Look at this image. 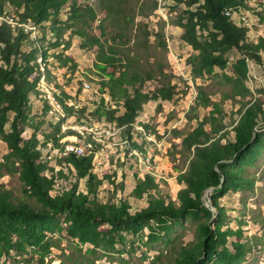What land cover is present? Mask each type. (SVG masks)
<instances>
[{"label":"trees","instance_id":"16d2710c","mask_svg":"<svg viewBox=\"0 0 264 264\" xmlns=\"http://www.w3.org/2000/svg\"><path fill=\"white\" fill-rule=\"evenodd\" d=\"M99 1L108 17L124 10L122 0ZM174 1L177 5L174 10L179 6L184 9L177 24L182 28L180 40L194 50L188 59L194 78L212 74L216 67L227 68L229 53L237 51L239 56L232 66L238 75L237 87H233L230 96L246 97L249 61L264 67V36L250 37V28L236 21V16L246 11L248 0ZM90 4L91 0H0V138L8 150L0 161V264H50L47 261L51 252V243L46 241L48 231L64 230L82 243L113 246L125 242L124 232L135 236L146 226L154 229L153 224H158L167 228L164 225L168 221L184 218L197 222L194 239L181 246L166 264H209L211 260L225 264L239 262L247 253V245L240 241L228 245L227 237L239 235V232L223 230L225 211L219 198L231 191L254 187V179L247 175L246 167L254 166L264 144V130H257L264 121L263 102L248 101L242 105L240 118L237 122L233 119L230 124L233 127L229 129L218 102L197 99V105H213V109L199 118L193 128L174 129V146H181L183 152H187L188 162L186 168L175 167L179 172L177 180L183 185L177 201L156 192L159 184L151 173L138 180L128 199L104 201L99 197L104 178L94 173L96 151L80 156L67 154L66 144L78 140L66 143L61 140L70 134H81L71 128L62 131V121L54 118L56 107L40 88L41 78L46 74L42 69L49 57L48 49L63 47L57 55L59 64L66 66L71 61L73 68L77 67L73 56L65 55L70 47L69 41H64L67 24L72 26L73 34L81 37L82 48L97 47L93 65L97 78L89 79L99 87L101 95L107 92L115 105L100 97V103L85 115L88 106H84L81 99L78 103L83 105L82 110L74 108L75 104L69 101L70 95L64 92L62 96L57 89L54 92L56 100L65 114L74 113V122L85 124L97 120L115 125L121 129L122 139L129 142L130 150L137 149L144 156L146 150L141 142L133 139L136 124L140 123L138 118L149 101L155 100L159 105L174 101L177 85L171 78L160 81L154 70L145 68L140 54L135 52L134 46L148 45L151 35L148 23L136 22V39L130 45L132 39L127 29L135 19H128L124 14L125 26L109 40L110 34L102 21L100 34L94 32L91 23L97 14ZM66 6L70 11L66 17H61ZM258 8L257 16L264 20V3ZM38 27L48 30L32 38L29 32L32 34ZM156 36L167 48L164 30H159ZM46 38L50 45H45ZM160 68L159 75L167 76L163 66ZM47 74L48 80L54 77L50 76L48 68ZM226 78L232 80L229 76ZM150 81H156V87L146 91ZM84 87L83 91L88 90ZM202 93L201 89V97ZM37 94L45 117H50L48 122L57 126L54 133L45 131L42 136L38 133L44 121H38L39 116L33 113L32 96ZM28 129L32 133L25 137L23 133ZM50 144L60 153L52 167L42 158ZM97 146L100 150L103 147L100 143ZM47 170H51L52 175H48ZM13 172L19 174L23 191L36 202L26 195H17L1 181L4 173ZM61 179L64 180L62 185ZM83 182L85 191L78 184ZM57 183L58 192L53 194ZM211 187H214L210 197L215 211L203 201V195ZM145 198L146 205L132 211L133 204ZM60 217H64L62 224Z\"/></svg>","mask_w":264,"mask_h":264},{"label":"rangeland","instance_id":"374dc122","mask_svg":"<svg viewBox=\"0 0 264 264\" xmlns=\"http://www.w3.org/2000/svg\"><path fill=\"white\" fill-rule=\"evenodd\" d=\"M261 3L263 4L264 0H248L246 11L242 10V17L236 16L237 22L240 20L241 24L250 28L249 36L252 38H256L257 35L264 36V26L261 25L264 20H260L257 16ZM121 4L124 10L108 17L100 1L91 0L90 5L97 14L95 21L91 23L94 32L100 34L99 24L102 21L110 34L109 39L111 35L122 30L125 26L126 19L123 17L126 14L128 19H135V23L127 29L128 36L132 39L130 45H132L136 39V22L145 21L151 31L149 42L146 47L134 46L135 52L140 54L145 68L154 70L160 81L165 82L171 78L172 83L177 85L174 101H167L162 105H159L155 100L149 101L138 118L140 123L136 124V129L139 132L136 130L133 133V139L141 142L142 148L146 150V155L144 156L137 149L130 150L129 142L122 139L121 132L111 131L109 126L105 127L95 120L97 118H93L95 121L92 123L74 122V113L65 114L62 105L57 104L54 94L56 89L62 96L64 92L70 95L71 104L78 103L81 99L83 105L88 106L85 115H88L96 107L95 105L100 103V97H104L106 101L111 98L107 92L101 95L99 87L89 79L92 76L97 78L93 71L97 47L82 48L81 37L72 33V26L69 24L66 25L64 41H69L70 47L66 50L65 55H72L77 67L73 68L71 61L66 66L59 64L57 55L63 47L49 48V57L45 61L46 66L43 65L42 69V71H46V74L41 78L40 88L44 89L46 97L50 98L56 107L54 118L56 121H62V131L69 128L75 131V129L83 127L85 132H88L89 129L96 132L106 131L105 136H100L104 138L105 145L101 143L103 145L101 150L97 148L94 161V173L104 178V183L99 187V197L104 201L115 200L116 202L128 199L138 180L143 179L147 173H151L159 184L156 192L177 201L178 192L183 185L177 180L179 172L175 167L186 168L188 162L186 161L187 152H183L181 146H174V129H191L197 125L199 118L209 114L213 105L207 107L197 105L196 101L199 98V101L208 98L211 102H218L221 105L226 115L225 123L229 125V129L233 127L230 125L232 120L236 119L237 122L240 118V108L248 101L261 100L264 107V67L254 61H249L248 78L245 80L249 92L246 97L242 95L231 97L233 87H237L236 78L238 75L232 67L239 56L237 51L233 50L229 53L230 61L227 68L216 67L212 74L194 78L192 67L188 63L194 50L192 47L184 45L180 40L179 35L182 28L177 24L184 9L179 6L176 8L177 11L174 10L173 7L177 6L174 0H122ZM69 11V6L64 7L61 17H66ZM46 28L41 30L38 27L33 30L31 37L36 38L43 32L46 33L48 30ZM161 29L165 32L167 48L161 45L158 36H156V33ZM47 35L49 37L50 33L47 32ZM47 40L48 38L44 41L45 45H50ZM25 47L28 48L27 44ZM42 60L40 57L39 61L42 62ZM162 66L167 76L159 75ZM47 68L50 71V76H54L50 80H48ZM227 76L232 80L226 78ZM86 84L91 88L83 91L82 87H87ZM156 84V81L148 82L145 90H154ZM32 101L34 102L33 113L39 116L38 121H44L43 128L38 132L39 135L42 136L45 131L56 132L57 126H51L48 119L45 118L41 109L43 104L38 94L32 96ZM109 104L115 105V102ZM79 110L77 113L80 112ZM57 111L60 117H57ZM64 118L65 120H63ZM8 127L9 124L6 128ZM257 130H264V121ZM31 133L32 130L28 129L23 135L30 137ZM80 137L77 134H70L63 138L61 143H66L67 140L77 141ZM53 146L50 144L48 148H45L44 154L56 163L60 153L59 150L57 152L53 149ZM260 151L254 166L246 167L247 175L254 179L253 189L231 191L219 198V204L225 211L223 230L232 229L239 232V235L227 237L228 245L231 246V242L236 241L247 245L246 255L234 264H264V144ZM7 152V145L0 138V161H3ZM57 169H60L59 165H57ZM1 181L17 195H26L28 199L36 202L33 197L23 191L22 182L17 172L4 173ZM63 182L64 180L61 179V185L64 184ZM65 183L67 184V182ZM58 189L59 184L57 183V190L52 193L56 194ZM81 189L86 190L85 182L81 185ZM145 205L146 198L139 204H133L132 211ZM60 222L61 224L64 222V217H60ZM196 224L195 220L187 218L180 221H168L164 225L167 228L153 224L154 229L146 226L135 236L124 232L125 242H118L113 246L82 243L79 238H72L64 230L48 231L46 241L51 243V252L47 261H50V264H152V262L166 264L181 246L194 239ZM209 264L225 263L211 260Z\"/></svg>","mask_w":264,"mask_h":264},{"label":"bare ground","instance_id":"6f19581e","mask_svg":"<svg viewBox=\"0 0 264 264\" xmlns=\"http://www.w3.org/2000/svg\"><path fill=\"white\" fill-rule=\"evenodd\" d=\"M246 18V17H245ZM28 27V26H27ZM86 88H88V89H90L91 87H90V85H88V84H86ZM50 99V98H49ZM51 100V99H50ZM56 100V99H55ZM52 101V100H51ZM56 102H57V104L59 105V103H58V101L56 100ZM60 106V105H59ZM57 117H60L59 115H57ZM60 121V120H59ZM103 122V121H102ZM107 123V122H106ZM102 124V123H101ZM105 127H107V126H109L110 127V130L111 131H114V132H121V129H119L118 127H116L115 125H109V124H103ZM79 126V125H78ZM84 126V125H83ZM92 128H94V127H92ZM78 133H80L81 134V137L78 139V142L77 143H72V142H70V143H67L66 144V146L65 147H67V146H76L78 149H85V148H87V147H92V152L93 151H96V153H97V148H98V146H97V144L98 143H102L103 145H105L104 144V142H103V140H104V138H101L100 136H105L104 135V132L102 131V130H100V131H94V130H91V129H89V131L88 132H85L84 130V127L81 129H75ZM85 132V134H84V132ZM105 131V130H104ZM108 131V130H107ZM117 134V133H116ZM89 135V136H88ZM84 138V140L82 141V139ZM101 144V145H102ZM65 150L67 151V148H65ZM94 153V152H93ZM88 154H90V153H84V154H82V155H88Z\"/></svg>","mask_w":264,"mask_h":264},{"label":"built area","instance_id":"2783aa9c","mask_svg":"<svg viewBox=\"0 0 264 264\" xmlns=\"http://www.w3.org/2000/svg\"><path fill=\"white\" fill-rule=\"evenodd\" d=\"M238 17H242V15H238ZM247 22H250L249 20H246ZM262 26H264V22L261 24ZM30 36H31V33L29 32ZM108 103H112V100L111 98L108 100ZM74 108H78V109H81L82 110V107L78 104V103H75V107ZM47 118L49 121H50V117H45ZM138 131V129H136ZM139 132V131H138ZM106 131L104 132V135H105ZM64 148H67V154L71 155V154H74V155H77V156H80L84 153H92V147H87L85 149H78L76 146H67V147H64ZM134 153V152H133ZM42 158L44 159V161H47L49 163V165L52 167L53 164H56L55 162L49 160V158L45 155V154H42ZM95 162H93V165H94ZM48 171V175H52L51 174V170H47ZM79 186H81L83 183H78ZM49 258V257H47Z\"/></svg>","mask_w":264,"mask_h":264},{"label":"water","instance_id":"95a60500","mask_svg":"<svg viewBox=\"0 0 264 264\" xmlns=\"http://www.w3.org/2000/svg\"><path fill=\"white\" fill-rule=\"evenodd\" d=\"M213 190H214V187H211L209 189L206 190L205 194L203 195V201H204V204L212 209V210H216V208L213 206V203L211 201V197L210 195L213 193Z\"/></svg>","mask_w":264,"mask_h":264}]
</instances>
